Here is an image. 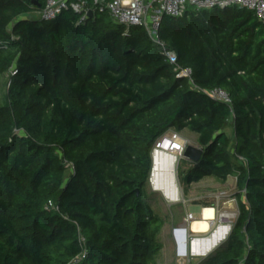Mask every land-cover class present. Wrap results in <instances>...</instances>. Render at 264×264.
I'll list each match as a JSON object with an SVG mask.
<instances>
[{"label":"trees","instance_id":"obj_1","mask_svg":"<svg viewBox=\"0 0 264 264\" xmlns=\"http://www.w3.org/2000/svg\"><path fill=\"white\" fill-rule=\"evenodd\" d=\"M36 1L0 0V85L9 77L0 264H158L166 221L146 186L155 142L170 129L196 133L203 149L199 162L181 159L186 188L236 174L231 233L198 264H264V24L255 11L190 10L159 27L195 85L225 90L230 106L178 77L143 26L125 35L93 0H69L95 10L81 23L71 8L24 18L46 3Z\"/></svg>","mask_w":264,"mask_h":264},{"label":"built area","instance_id":"obj_2","mask_svg":"<svg viewBox=\"0 0 264 264\" xmlns=\"http://www.w3.org/2000/svg\"><path fill=\"white\" fill-rule=\"evenodd\" d=\"M96 9L100 13H107L110 18L117 24L125 26V35L129 33L131 26H143L150 38L160 47L161 51L168 61L174 65L177 76L180 78H187L192 85L204 92L210 98L232 105L230 95L223 89H201L195 85L192 78V69L190 67H182L178 64L177 54L166 48L165 43L160 39L158 31L164 15L179 17L183 16L190 10L195 12L203 9L213 8H227L231 6H238L241 8H248L255 11L259 20L264 24V0H93ZM73 9L75 12L81 14L80 23L84 22L90 17L89 9L86 3L69 2V0H46L44 7L40 10L32 11L24 16L29 20H44L49 21L57 17L63 10ZM2 47L7 49L8 45L2 42ZM14 73V72H12ZM170 131V132H168ZM161 135L155 142L152 150L154 157L155 151L161 150L163 152L178 155L182 158L190 140L187 139L182 132L176 129H170ZM80 243L83 247V255H86V239L80 234ZM243 264V263H241Z\"/></svg>","mask_w":264,"mask_h":264},{"label":"rangeland","instance_id":"obj_3","mask_svg":"<svg viewBox=\"0 0 264 264\" xmlns=\"http://www.w3.org/2000/svg\"><path fill=\"white\" fill-rule=\"evenodd\" d=\"M8 75L0 85V103L4 101L7 93ZM233 128L229 126L228 132L232 134ZM170 132V131H168ZM191 144L197 145L193 141ZM175 159L176 165V186L181 197L179 201L170 200L161 190L155 188L153 181L146 186V198L151 203L155 211L165 219L166 223L159 234L164 244V249L158 256V264H198L207 254L194 252V243L198 240L199 245L205 248L201 241L211 238L218 233L221 228L228 227L227 233L220 241L217 249L228 238L233 228V224L238 215L237 201L233 199L237 193L236 174L231 175L226 182L209 177L200 182L192 183L188 188L179 180V170L183 167L182 157L166 153ZM188 161H190L188 159ZM210 202L217 210L216 217L211 221L212 230L205 235H193L189 225L193 218H202V213L208 206L199 203ZM187 229V231L185 230ZM185 231V241L183 240ZM187 238V239H186ZM214 249V250H215Z\"/></svg>","mask_w":264,"mask_h":264},{"label":"bare ground","instance_id":"obj_4","mask_svg":"<svg viewBox=\"0 0 264 264\" xmlns=\"http://www.w3.org/2000/svg\"><path fill=\"white\" fill-rule=\"evenodd\" d=\"M162 151L157 150L155 151L154 158H155V170H154V177H153V184L155 188L161 190L170 200L172 201H179L181 194L177 186H174L170 188V186H161L158 183L157 175L161 173L164 169L167 170V163L174 164L175 159L173 157L168 156L169 158L165 163H163L161 160ZM172 172V168L170 169ZM167 172V171H165ZM169 172V171H168ZM176 183V180H175ZM217 210L215 207H207L205 208L203 212L202 218H193L191 220L189 229L193 235H205L206 233H209L212 230V224L211 221L215 219ZM228 227L221 228L218 233L213 235L211 238L204 239V241H201L205 244V248H202L198 240L194 243V252L198 254H207L210 253L212 250H214L220 243V241L224 238L225 233H227ZM183 240L185 241V231H183ZM187 239V238H186Z\"/></svg>","mask_w":264,"mask_h":264},{"label":"water","instance_id":"obj_5","mask_svg":"<svg viewBox=\"0 0 264 264\" xmlns=\"http://www.w3.org/2000/svg\"><path fill=\"white\" fill-rule=\"evenodd\" d=\"M32 3L37 5L38 7H41V4L36 1V0H32ZM89 15L93 16L94 13L93 11H89ZM160 50L162 51L163 48H160ZM166 152L162 151V155H161V160L163 163H165L167 161V159L169 158V155H165ZM203 154V149L201 147H199L198 145H194V144H189L185 150L184 156L189 159L192 162H199L201 157ZM172 168V172L171 169ZM154 170H155V158L153 157V167H152V171H151V176H150V181L152 182L153 177H154ZM167 171V172H165ZM169 171V172H168ZM177 178L176 175V165L171 164L170 162L167 163V170L164 169L163 171H161V173H159V175H157V180L158 183L165 187V186H170V188L176 186L175 180ZM138 194H139V190H137ZM187 231V229H185ZM214 250H212L210 253H207V255L211 254Z\"/></svg>","mask_w":264,"mask_h":264},{"label":"crops","instance_id":"obj_6","mask_svg":"<svg viewBox=\"0 0 264 264\" xmlns=\"http://www.w3.org/2000/svg\"><path fill=\"white\" fill-rule=\"evenodd\" d=\"M182 134H183L187 139H189L190 141H193L194 143H196V140H197V134H196V133H194V132H192V131L186 129V130H183V131H182ZM209 177H210V176H209ZM209 177H205V178H203L202 180H204V179H206V178H209ZM212 178H214V177H212ZM202 180H200V181H202ZM200 181H198V182H200ZM194 183H196V182H194ZM202 216H203V213H202Z\"/></svg>","mask_w":264,"mask_h":264}]
</instances>
